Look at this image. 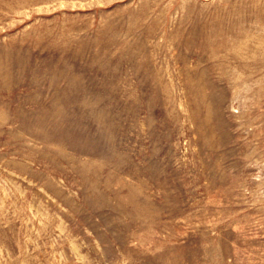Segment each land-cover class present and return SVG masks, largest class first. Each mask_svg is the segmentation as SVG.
<instances>
[{
	"label": "rangeland",
	"instance_id": "1",
	"mask_svg": "<svg viewBox=\"0 0 264 264\" xmlns=\"http://www.w3.org/2000/svg\"><path fill=\"white\" fill-rule=\"evenodd\" d=\"M0 264H264V0H0Z\"/></svg>",
	"mask_w": 264,
	"mask_h": 264
}]
</instances>
